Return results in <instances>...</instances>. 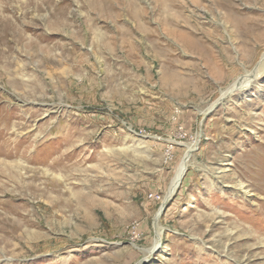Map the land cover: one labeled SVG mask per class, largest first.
I'll return each instance as SVG.
<instances>
[{
  "label": "rangeland",
  "instance_id": "374dc122",
  "mask_svg": "<svg viewBox=\"0 0 264 264\" xmlns=\"http://www.w3.org/2000/svg\"><path fill=\"white\" fill-rule=\"evenodd\" d=\"M216 1L0 0V264H264V0Z\"/></svg>",
  "mask_w": 264,
  "mask_h": 264
},
{
  "label": "bare ground",
  "instance_id": "6f19581e",
  "mask_svg": "<svg viewBox=\"0 0 264 264\" xmlns=\"http://www.w3.org/2000/svg\"><path fill=\"white\" fill-rule=\"evenodd\" d=\"M213 2H212V4L213 5H217V1L216 0H212ZM224 3H226L225 2V0L224 1H222V0H220V2H219V4H220V6H225V4ZM16 29V28H15ZM8 30V28L6 29V31ZM11 31V32H10ZM15 32V30L14 29H10V30H8V32H10V33H12L11 35H13V36H15L16 34L14 33ZM180 36H182V35H180ZM5 37V36H4ZM18 37V42H19V39H20V37H21V35H19V36H17ZM182 37H184V36H182ZM6 38V37H5ZM26 38V37H25ZM7 39V38H6ZM14 39V38H13ZM12 39V40H13ZM185 39V38H184ZM24 40V39H23ZM15 42V41H14ZM17 42V41H16ZM29 42V41H28ZM10 44H11V42H10ZM9 41L8 40H3V41H0V62H2V63H5L6 61L9 63V62H11V53L13 52V51H11V49L9 48H7V47H10L9 45ZM25 44V43H24ZM2 46H4L5 47V49H2L1 47ZM20 46V45H19ZM17 47V46H16ZM14 48V47H13ZM25 49V48H24ZM18 51V50H17ZM14 53H15V51H14ZM32 54V53H31ZM28 58V57H27ZM13 61H14V59H13ZM16 62V61H15ZM19 64V63H18ZM16 69V68H15ZM8 71V70H7ZM262 71H264V55H263V58L261 59V62L258 64V66L256 67V69L254 70V71H252V72H246V75H244V76H241V77H239L238 79H236L235 81H234V83L232 84V86L229 88V89H227L226 91H224L223 92V94H222V97H225V96H227V95H229L231 92H233V91H236V90H242V89H245L246 87H248V85L251 83V80L257 75V74H260ZM26 75V74H25ZM30 80V79H29ZM69 86V85H68ZM191 148H188L187 149V152H186V154H185V156H184V158H183V160H182V163L180 164V167H179V170H178V172L176 173V175H175V177H174V179H173V183H172V185H171V187H170V189H169V194L171 193L172 194V192L174 191V189H175V187L177 186V184H178V181H179V178H180V176H181V174L184 172V170H185V168H186V166H187V161H188V158H189V156H190V152H191ZM63 166H65V165H63ZM66 167V166H65ZM6 168V167H5ZM7 169H9V168H7ZM70 169V168H69ZM8 171V170H7ZM11 172L13 171V170H10ZM14 172H15V170H14ZM15 173H17V172H15ZM4 174H5V172H4ZM41 174V173H40ZM9 175V174H8ZM13 175V174H12ZM10 176V175H9ZM39 176V175H38ZM12 177V176H11ZM14 177V176H13ZM18 177V176H17ZM35 178V177H34ZM13 180V179H12ZM11 180V181H12ZM15 180V179H14ZM35 181V180H34ZM34 181H33V184H34ZM19 183H20V181H19ZM21 184H23V183H21ZM16 185H18V184H16ZM40 185V184H39ZM32 186V185H31ZM35 186V185H34ZM22 187V186H21ZM17 188H19V187H17ZM36 188V187H35ZM47 188V187H46ZM4 189V188H3ZM15 189V188H14ZM49 189V188H48ZM27 190V189H26ZM37 190V189H36ZM44 190V189H43ZM29 191V190H28ZM34 194L36 195V193L34 192ZM39 194V193H38ZM54 206V205H53ZM52 206V207H53ZM14 208V207H13ZM24 217V216H23ZM8 218V217H7ZM8 219H10V218H8ZM18 220V219H17ZM28 220V219H27ZM13 224H17V223H15V222H13ZM3 225V224H2ZM4 226V225H3ZM14 226V225H13ZM12 231V230H11ZM157 232V237H156V240H155V242H154V246H156L157 244H158V240H159V236H160V234H161V231L160 230H158V231H156Z\"/></svg>",
  "mask_w": 264,
  "mask_h": 264
}]
</instances>
